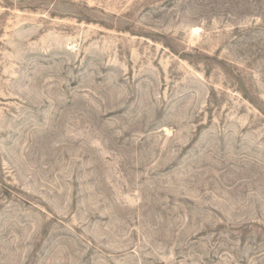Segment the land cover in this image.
Segmentation results:
<instances>
[{"label":"rangeland","instance_id":"1","mask_svg":"<svg viewBox=\"0 0 264 264\" xmlns=\"http://www.w3.org/2000/svg\"><path fill=\"white\" fill-rule=\"evenodd\" d=\"M0 264H264V0H0Z\"/></svg>","mask_w":264,"mask_h":264}]
</instances>
